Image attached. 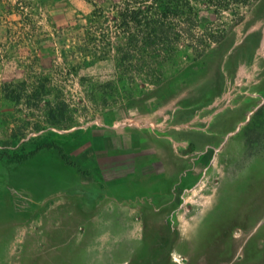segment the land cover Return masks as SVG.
<instances>
[{
  "label": "rangeland",
  "instance_id": "374dc122",
  "mask_svg": "<svg viewBox=\"0 0 264 264\" xmlns=\"http://www.w3.org/2000/svg\"><path fill=\"white\" fill-rule=\"evenodd\" d=\"M188 1L201 11L208 33L224 29L226 36L205 49L202 28L191 40L182 31L174 42L175 63L155 84L160 58L153 54L156 61L134 71L116 51L123 31L112 9L120 0H0V264H87L91 258V264L104 258L105 264H264V0L215 15H206L207 0ZM189 42L205 53L197 56L186 48ZM40 86L50 94L41 102L5 96L7 89L31 96ZM60 101L65 123L53 126L49 107ZM94 128L169 140L174 158L190 164L199 158L192 187L175 191L174 183L172 207L152 213L158 226L149 230L153 243L123 263L116 259L125 253L94 244L99 237L83 227L72 244L46 239L44 232L57 224L47 207L57 198H41L48 188L42 185L45 165L28 164L27 178L20 167L10 178L4 166L12 155L53 146L65 163L75 164L78 179L90 180L73 154ZM66 136L74 147L63 145ZM185 139L202 148L185 149ZM194 179L185 177L184 185ZM63 215L72 219V213Z\"/></svg>",
  "mask_w": 264,
  "mask_h": 264
},
{
  "label": "crops",
  "instance_id": "0c3cea01",
  "mask_svg": "<svg viewBox=\"0 0 264 264\" xmlns=\"http://www.w3.org/2000/svg\"><path fill=\"white\" fill-rule=\"evenodd\" d=\"M84 137L86 144L73 157L76 158V165L91 175L90 180L78 179L75 164L65 163L59 150L53 146L40 149L17 167H9L10 176L14 168L16 170L20 167V174L27 178L31 171L26 166L33 161L34 168L45 165L47 176L43 180L47 183L42 185L48 188L41 189V198L46 199L45 201L57 198L54 205L46 206L57 214L56 221H53L57 224L52 229L49 228L51 234L44 232L46 239H52L58 245L72 244L76 228L83 227L87 234L94 232V236L100 238L95 239L94 244L116 246V253H125L123 258L120 256L116 259L123 263L127 260L123 259L131 252H137L153 243V234L150 235L149 230H156L158 226L152 213H165L172 207L175 201L174 183L177 186L175 191L179 190L178 187L184 190L192 187L195 181L193 166L199 158H193L192 164L182 157L178 160L177 157L174 158L177 152L173 150L171 141L147 140L143 136L128 135L124 128L113 132L94 128L87 130ZM71 138L72 136L64 137L66 141L63 145H69L67 148L76 145V142H71ZM180 144L185 149L202 148L200 143H191L187 139ZM9 168H6L8 172ZM174 173H180L179 179H174ZM189 176L194 180L191 185L186 186L184 178ZM94 210L95 216L91 215ZM64 212L72 213V219L70 215L68 218L63 215ZM1 223L2 221L0 225ZM93 260L91 258L87 264L93 263ZM64 263L71 264L69 259ZM97 263L105 264L107 260L104 258Z\"/></svg>",
  "mask_w": 264,
  "mask_h": 264
},
{
  "label": "trees",
  "instance_id": "16d2710c",
  "mask_svg": "<svg viewBox=\"0 0 264 264\" xmlns=\"http://www.w3.org/2000/svg\"><path fill=\"white\" fill-rule=\"evenodd\" d=\"M253 1L255 0H207L205 13L206 15L209 13L213 15L223 12L233 13L236 11V7L246 6ZM112 12V21L117 24V28L123 31L122 36L119 37V42L115 43L116 51L122 55V63L128 61L134 64V66H131L134 71H144V66L141 65L142 62L156 61L155 57H152L153 54L158 57L156 59H161L156 68L158 71L152 72L153 75L155 74V84L166 78L167 67L175 63L177 49L176 46L174 47V42L181 37L182 31L191 40L194 39L196 29L202 28L208 37V42L205 45L203 43L205 49L209 48L210 43L218 44L222 42L227 33L224 29L217 32L211 28L210 33H208L206 25H203L201 11L195 10L188 0H120L119 4H113ZM106 22L108 23L109 20H106ZM180 24L186 25L184 30L179 29ZM95 39L96 37L93 36L89 40L94 43ZM88 47L82 48L83 51L88 50ZM155 47L157 49L153 51ZM186 48L197 52V56L205 53V49L200 52L197 44L192 42H189ZM25 95L24 93L15 94V92L7 89L5 96L7 99L20 103L23 97L31 101L34 96V100L41 102L50 94L45 86H40L31 96ZM34 105H38V103ZM65 110L66 103L62 101L54 109L50 110L49 107L48 118L53 121L51 122L53 126L65 123ZM37 151L22 157L12 155L9 158V164L4 165L5 169L22 164ZM0 165L3 166V163Z\"/></svg>",
  "mask_w": 264,
  "mask_h": 264
}]
</instances>
